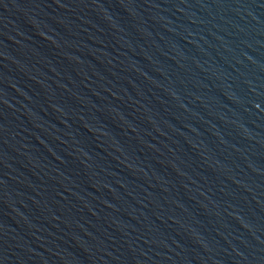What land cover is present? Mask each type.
Instances as JSON below:
<instances>
[{
  "label": "water",
  "instance_id": "water-1",
  "mask_svg": "<svg viewBox=\"0 0 264 264\" xmlns=\"http://www.w3.org/2000/svg\"><path fill=\"white\" fill-rule=\"evenodd\" d=\"M0 264H264V0H0Z\"/></svg>",
  "mask_w": 264,
  "mask_h": 264
}]
</instances>
